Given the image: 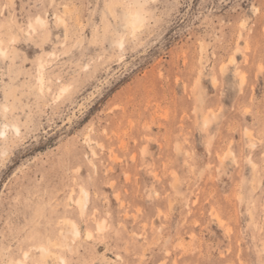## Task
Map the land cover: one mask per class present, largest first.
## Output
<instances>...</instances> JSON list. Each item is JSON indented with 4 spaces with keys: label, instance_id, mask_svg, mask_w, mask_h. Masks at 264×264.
I'll return each instance as SVG.
<instances>
[{
    "label": "rangeland",
    "instance_id": "rangeland-1",
    "mask_svg": "<svg viewBox=\"0 0 264 264\" xmlns=\"http://www.w3.org/2000/svg\"><path fill=\"white\" fill-rule=\"evenodd\" d=\"M113 2L0 0V264H264V0Z\"/></svg>",
    "mask_w": 264,
    "mask_h": 264
},
{
    "label": "bare ground",
    "instance_id": "bare-ground-1",
    "mask_svg": "<svg viewBox=\"0 0 264 264\" xmlns=\"http://www.w3.org/2000/svg\"><path fill=\"white\" fill-rule=\"evenodd\" d=\"M143 21H144V18H143V15H142V13L139 11V18L138 19H131V18H128L127 20H126V23H127V27L129 28H132V29H137V28H139L141 25H142V23H143ZM36 22H38V23H40L41 24V26L42 25H44L45 23H46V21H45V19H43L42 17H37V21ZM143 26V25H142ZM122 42V41H121ZM121 45V44H120ZM1 47V46H0ZM0 51H1V53H3L4 54V51L2 50V48H0ZM5 55V54H4ZM41 68H42V66H41ZM41 75V74H40ZM43 75V74H42ZM42 75L40 76V78H39V81H40V83L41 84H43V81H44V78L42 77ZM245 82V81H244ZM69 90V89H68ZM16 129L18 130V128L16 127ZM4 134V133H3ZM87 137V136H86ZM92 142V141H91ZM74 192V191H73ZM81 197H79L77 200H76V204H77V206L79 207V209L81 210V211H84L85 210V208L87 207V205H88V203H89V201H90V192L86 189V188H84V187H82L81 188ZM72 195V194H71ZM96 196H97V194H96ZM68 224H69V232L70 233H72L73 234V236L75 237V238H80L81 236H82V231H81V229H80V226L75 222V221H73V220H68ZM99 226H100V229H102L103 227H104V223H100L99 224ZM99 229V228H98ZM100 231V230H99ZM87 236L88 237H91L92 236V233L91 232H88L87 233ZM74 242V241H73ZM54 244H56L55 242H54ZM67 246H69L68 244H67ZM56 247H57V244H56ZM40 250H41V252H42V255L44 256V258H51L50 257V253H51V250L49 249V247H47V246H40ZM49 255V256H48ZM24 257H25V255H24ZM30 257V253H28L27 252V258L26 259H28ZM55 257H56V255H55ZM43 258V257H42ZM60 259H61V262L63 263V264H66V259L64 258V257H60ZM48 262V261H47ZM10 264V263H9ZM23 264H27L26 262H24L23 261ZM176 264V263H175Z\"/></svg>",
    "mask_w": 264,
    "mask_h": 264
},
{
    "label": "snow or ice",
    "instance_id": "snow-or-ice-1",
    "mask_svg": "<svg viewBox=\"0 0 264 264\" xmlns=\"http://www.w3.org/2000/svg\"><path fill=\"white\" fill-rule=\"evenodd\" d=\"M144 6L145 5H143L140 0H114V2L107 7L114 10H124L126 19L131 18L135 20L139 18V10ZM252 11L256 12L258 9L253 8ZM89 239H91V237H89ZM25 258H27V253H25ZM19 264H23V261H20Z\"/></svg>",
    "mask_w": 264,
    "mask_h": 264
}]
</instances>
